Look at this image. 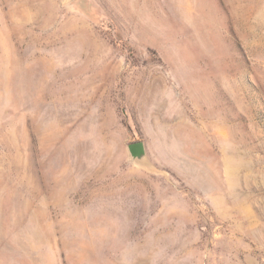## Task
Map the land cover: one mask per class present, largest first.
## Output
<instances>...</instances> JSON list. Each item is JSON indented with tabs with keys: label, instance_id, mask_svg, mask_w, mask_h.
<instances>
[{
	"label": "rangeland",
	"instance_id": "1",
	"mask_svg": "<svg viewBox=\"0 0 264 264\" xmlns=\"http://www.w3.org/2000/svg\"><path fill=\"white\" fill-rule=\"evenodd\" d=\"M0 264H264V0H0Z\"/></svg>",
	"mask_w": 264,
	"mask_h": 264
},
{
	"label": "water",
	"instance_id": "2",
	"mask_svg": "<svg viewBox=\"0 0 264 264\" xmlns=\"http://www.w3.org/2000/svg\"><path fill=\"white\" fill-rule=\"evenodd\" d=\"M127 148L130 156L133 159L138 160L139 162L147 161V150L146 145L143 140H133L127 144Z\"/></svg>",
	"mask_w": 264,
	"mask_h": 264
}]
</instances>
